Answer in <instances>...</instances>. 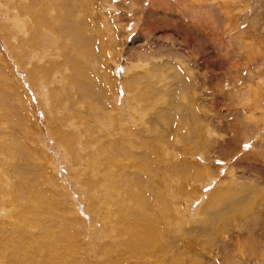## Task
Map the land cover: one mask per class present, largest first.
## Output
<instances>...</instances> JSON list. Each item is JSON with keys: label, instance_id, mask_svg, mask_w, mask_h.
I'll use <instances>...</instances> for the list:
<instances>
[{"label": "rangeland", "instance_id": "rangeland-1", "mask_svg": "<svg viewBox=\"0 0 264 264\" xmlns=\"http://www.w3.org/2000/svg\"><path fill=\"white\" fill-rule=\"evenodd\" d=\"M0 264H264V0H0Z\"/></svg>", "mask_w": 264, "mask_h": 264}, {"label": "bare ground", "instance_id": "bare-ground-1", "mask_svg": "<svg viewBox=\"0 0 264 264\" xmlns=\"http://www.w3.org/2000/svg\"><path fill=\"white\" fill-rule=\"evenodd\" d=\"M74 26H75L76 32L79 33V29L77 28V26L79 27V26H81V24H79V23L78 24H74ZM81 40L85 43L84 36H81ZM90 51H91V43L87 46V51L86 52L77 53L75 58H74L73 68H74V71H75L76 78H79V80L84 78L85 73L87 75V72H88L87 69L88 68H87V66H86V64L84 62L87 61L90 58ZM145 209L147 211V208H145ZM129 225L130 224L126 223L124 225V227H123V230L127 229L129 227ZM123 233H125V231H123ZM124 242H126V240Z\"/></svg>", "mask_w": 264, "mask_h": 264}]
</instances>
